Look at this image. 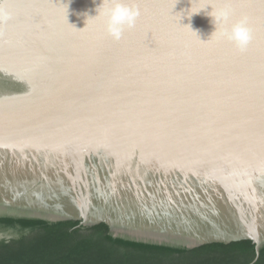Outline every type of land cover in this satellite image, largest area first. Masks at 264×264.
<instances>
[{"label": "water", "instance_id": "1", "mask_svg": "<svg viewBox=\"0 0 264 264\" xmlns=\"http://www.w3.org/2000/svg\"><path fill=\"white\" fill-rule=\"evenodd\" d=\"M127 2L140 14L117 40L87 20L101 0H0V215L257 252L264 0ZM226 8V26L247 20L243 51L211 36L206 13Z\"/></svg>", "mask_w": 264, "mask_h": 264}, {"label": "trees", "instance_id": "2", "mask_svg": "<svg viewBox=\"0 0 264 264\" xmlns=\"http://www.w3.org/2000/svg\"><path fill=\"white\" fill-rule=\"evenodd\" d=\"M0 264H264L250 239L194 248L113 236L104 223L0 215Z\"/></svg>", "mask_w": 264, "mask_h": 264}, {"label": "clouds", "instance_id": "3", "mask_svg": "<svg viewBox=\"0 0 264 264\" xmlns=\"http://www.w3.org/2000/svg\"><path fill=\"white\" fill-rule=\"evenodd\" d=\"M209 6L211 5H208L206 8ZM206 8L186 16L191 18L193 14H198ZM213 11L212 9L210 13H206V15L212 18V23L215 26V30L211 36H214L216 39H228L241 51L245 50L252 39L246 18L238 20L228 27L226 25H228L230 20L231 11L227 8L216 11L215 14H213ZM95 12L96 15L89 16L87 20L104 18L108 34L117 40L120 39L126 27L131 28L135 26L140 14L138 6L135 3L127 2V0H101ZM8 18L9 13L3 8H0V25L6 23Z\"/></svg>", "mask_w": 264, "mask_h": 264}, {"label": "flooded vegetation", "instance_id": "4", "mask_svg": "<svg viewBox=\"0 0 264 264\" xmlns=\"http://www.w3.org/2000/svg\"><path fill=\"white\" fill-rule=\"evenodd\" d=\"M2 238V236L0 235V239Z\"/></svg>", "mask_w": 264, "mask_h": 264}]
</instances>
